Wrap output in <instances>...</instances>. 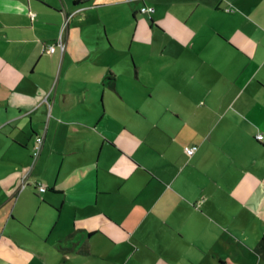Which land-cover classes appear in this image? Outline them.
Masks as SVG:
<instances>
[{
  "label": "crops",
  "instance_id": "1",
  "mask_svg": "<svg viewBox=\"0 0 264 264\" xmlns=\"http://www.w3.org/2000/svg\"><path fill=\"white\" fill-rule=\"evenodd\" d=\"M263 235L264 0H0V263L264 264Z\"/></svg>",
  "mask_w": 264,
  "mask_h": 264
},
{
  "label": "rangeland",
  "instance_id": "2",
  "mask_svg": "<svg viewBox=\"0 0 264 264\" xmlns=\"http://www.w3.org/2000/svg\"><path fill=\"white\" fill-rule=\"evenodd\" d=\"M58 248L59 249H57V250L59 252L58 253L59 255H56V257L58 256L61 259V261H62L63 264H75V263H79V261H77V262L73 261L72 255L69 252H66L65 249H68L69 247L67 248L64 245L62 246V245H59L58 244ZM237 249H238V251H237V254L236 255L233 254L232 252L230 253V260L232 262H234L236 264H250V263L255 262V258L248 257L244 253V251H246V250H243V252H242V250L240 248H237ZM10 258H11L10 262L7 261L8 264H14V263L16 264V262L19 260V258H14L12 256ZM49 258H52V257H48V258H46V260H48ZM223 258L224 259H227L226 257H223ZM7 263L6 262H3V263H0V264H7ZM18 263H20V262L18 261ZM27 263L28 264H38V261H37L36 258H33L32 257V258H29L28 259V262ZM216 264H218V261L217 260H216Z\"/></svg>",
  "mask_w": 264,
  "mask_h": 264
},
{
  "label": "built area",
  "instance_id": "3",
  "mask_svg": "<svg viewBox=\"0 0 264 264\" xmlns=\"http://www.w3.org/2000/svg\"><path fill=\"white\" fill-rule=\"evenodd\" d=\"M141 11L151 12L152 9L142 8ZM66 22H65V24H66ZM56 46L59 47L61 49V51L64 50V45H63V41H62V31L60 33V37H59V40H58ZM48 51L50 53H53L55 51V46L48 47ZM255 139L257 141H262L263 140V135L261 133H257L255 135ZM42 145H43V136H37L35 138V141H34V144H33V147H32V158H33V161H35L38 158V156L40 154V151H41V148H42ZM195 150H196V147L195 146L185 147L184 148V152L186 153L187 156L193 155V153L195 152ZM24 186H25V183L22 184V188ZM37 187H38V190L40 192H44L46 190L45 186H43L41 184H38Z\"/></svg>",
  "mask_w": 264,
  "mask_h": 264
},
{
  "label": "trees",
  "instance_id": "4",
  "mask_svg": "<svg viewBox=\"0 0 264 264\" xmlns=\"http://www.w3.org/2000/svg\"><path fill=\"white\" fill-rule=\"evenodd\" d=\"M258 246H259V248H260L262 251H264V235H263L261 241L259 242ZM221 264H223V263H221Z\"/></svg>",
  "mask_w": 264,
  "mask_h": 264
}]
</instances>
